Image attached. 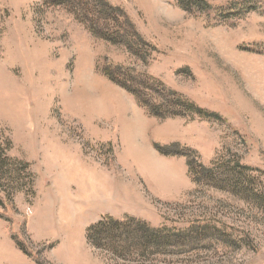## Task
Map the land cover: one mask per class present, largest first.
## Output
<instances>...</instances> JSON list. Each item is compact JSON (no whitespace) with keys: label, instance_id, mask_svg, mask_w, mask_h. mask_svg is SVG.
<instances>
[{"label":"rangeland","instance_id":"obj_1","mask_svg":"<svg viewBox=\"0 0 264 264\" xmlns=\"http://www.w3.org/2000/svg\"><path fill=\"white\" fill-rule=\"evenodd\" d=\"M107 1L131 23L117 44L91 4L0 0V143L35 177L0 171L18 208L0 264H39L11 234L40 264H264V0ZM106 66L148 105L208 115L152 117ZM127 216L137 235L88 241Z\"/></svg>","mask_w":264,"mask_h":264},{"label":"trees","instance_id":"obj_2","mask_svg":"<svg viewBox=\"0 0 264 264\" xmlns=\"http://www.w3.org/2000/svg\"><path fill=\"white\" fill-rule=\"evenodd\" d=\"M42 1L45 4L53 5V6H68L69 5L71 9H73L76 12H77L78 7H81V9L86 10V8L89 7L88 4H91V6L95 8V13L99 15L102 22H105L106 29L104 31L99 32L98 24H92L91 28H89L90 29L89 32L95 37L99 36L111 42H116L118 40L117 36L119 35V32H121L122 34L124 33L125 24L129 23L131 25V23L129 22V19L127 18V16H125L121 8L112 5L107 0H42ZM238 3L234 4V8H233L234 10H236L238 5H240ZM179 4L181 5L183 9L185 10L188 9L187 6L182 2V0H179ZM121 16L123 18L124 23L121 22L120 20ZM96 30L98 32H96ZM113 30H115L114 33H112ZM118 42H116V44ZM103 74L111 82L124 88L131 94L135 95L137 100L147 108L148 113L152 117L167 119L170 117L185 116L186 115L185 111L187 110L192 111V112L194 111L200 115H208L207 111L200 109L199 107L195 106L193 103H189L188 100L184 101L183 98L177 94H176L177 100L179 101L178 104H175L172 106L171 105L168 106L165 103H161L158 105H151V104L148 105L146 104V101L144 100L142 95L138 92L137 90L138 86H135L137 84H136V81L133 79L134 75L128 74L126 76H122L119 78L117 74L113 72L112 68L108 66H106L103 69ZM168 107H171V108L181 107V109L179 112L178 111L171 112V110H169ZM10 150H11L10 144L6 148H3L2 144L0 143V161H1L0 171H2L4 167H6L5 165L6 162H13L17 165H20L21 168L18 169V171L14 170L15 175H14V178L13 176H11L12 177L11 179L14 181L15 177L16 178L19 177V179L25 182H28V184H34L35 177H34V174L31 172V165L29 163H25L20 160L11 158L8 155ZM189 168L192 169V165L190 163H189ZM2 178L3 177H0V181L2 180ZM19 191L21 192L23 190L19 189ZM8 197L9 198L5 199L4 197L0 196V207L4 208L5 203H8L9 205V211H6V212L4 211L3 213H0V220L5 221L11 226L13 224V219L9 216V213L17 214L18 208L15 204L13 193L9 194ZM141 224H142V221L140 222V220H137L136 218L131 217V216H127V219L125 221L112 218V217H106L105 219H102L97 224H94L91 227H89L88 233H87V239L92 245H95L97 247H104L105 245L103 246V241L106 239L105 233L111 230L114 231L116 235H114L111 238L112 240L113 239L116 240L117 235H121V234L135 233L137 235L136 233L138 229L137 226ZM134 225H136V227ZM134 238H136V236H134ZM11 239L15 242V245L19 251L23 252L24 254L29 255L31 259H33L34 261L40 264L38 260H35V258L32 257L27 252V250L23 247V245L19 241V238L16 236V234H11ZM116 241L115 243H117Z\"/></svg>","mask_w":264,"mask_h":264}]
</instances>
